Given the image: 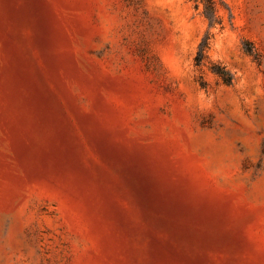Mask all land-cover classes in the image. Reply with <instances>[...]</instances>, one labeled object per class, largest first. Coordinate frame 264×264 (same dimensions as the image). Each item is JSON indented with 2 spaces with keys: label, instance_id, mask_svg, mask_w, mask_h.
Wrapping results in <instances>:
<instances>
[{
  "label": "rangeland",
  "instance_id": "374dc122",
  "mask_svg": "<svg viewBox=\"0 0 264 264\" xmlns=\"http://www.w3.org/2000/svg\"><path fill=\"white\" fill-rule=\"evenodd\" d=\"M211 1L0 0V264H264V0Z\"/></svg>",
  "mask_w": 264,
  "mask_h": 264
},
{
  "label": "trees",
  "instance_id": "16d2710c",
  "mask_svg": "<svg viewBox=\"0 0 264 264\" xmlns=\"http://www.w3.org/2000/svg\"><path fill=\"white\" fill-rule=\"evenodd\" d=\"M204 2V16L210 21L211 24H214L217 22V19L215 18V6L214 3L211 0H203ZM206 38L203 43L200 46L199 52L194 60V66L197 69H200L203 65V61L206 59L205 51L208 48V42ZM247 52L251 55V50L249 47H247ZM210 71L218 78V80L226 85V86H232L234 83V77L233 75L226 70L224 66L214 64L210 67ZM197 82L199 83L200 87L203 89H206L207 84L202 79V77H199Z\"/></svg>",
  "mask_w": 264,
  "mask_h": 264
}]
</instances>
